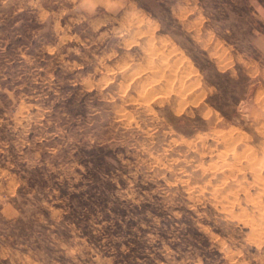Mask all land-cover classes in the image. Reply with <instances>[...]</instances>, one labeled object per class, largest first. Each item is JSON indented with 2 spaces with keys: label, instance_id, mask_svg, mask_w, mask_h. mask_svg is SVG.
Instances as JSON below:
<instances>
[{
  "label": "rangeland",
  "instance_id": "374dc122",
  "mask_svg": "<svg viewBox=\"0 0 264 264\" xmlns=\"http://www.w3.org/2000/svg\"><path fill=\"white\" fill-rule=\"evenodd\" d=\"M0 264H264V0H0Z\"/></svg>",
  "mask_w": 264,
  "mask_h": 264
}]
</instances>
